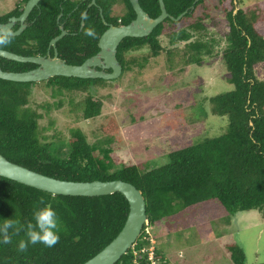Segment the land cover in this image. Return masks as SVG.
<instances>
[{"label": "trees", "instance_id": "16d2710c", "mask_svg": "<svg viewBox=\"0 0 264 264\" xmlns=\"http://www.w3.org/2000/svg\"><path fill=\"white\" fill-rule=\"evenodd\" d=\"M27 1L16 0L12 9L0 13V23L19 16ZM91 1L41 0L30 13L27 28L4 49L23 55H46L51 40L61 33L63 24L68 33L57 41L59 56L68 63L81 64L99 51V39L108 28L104 19L114 25H123L136 17L130 0H96V4L89 6ZM164 1L170 15L178 17L185 11L187 13L180 21L168 17L148 36L125 37L117 52L123 66L118 78L58 75L37 82L0 78L1 154L55 178L74 181L123 179L142 191L148 224L135 245L116 264H152L149 250H143L152 244L149 239H143L148 235V225L160 222L169 225L176 220V228L191 229L223 218L229 225L239 212L264 211V79L256 73V67L264 65V2L245 7L243 0H218L213 6L210 0ZM140 3L152 17L161 14L159 0H140ZM116 4L123 5L121 14L114 13ZM201 5L205 9L204 14L188 27L178 29L179 23L192 16ZM211 7L222 11L228 20L223 59L229 71L227 79L234 88L211 97L209 111L201 103L204 108L200 115L208 117L212 113L227 117L226 129L222 131L220 127V134H215L216 130H205L211 133L196 136L191 144L169 152L168 160L153 168H149L148 163L119 164L112 156L111 147L91 142L81 128L71 130L68 156L54 155L52 144L55 141L40 136L41 109L48 112L54 105L58 108L62 104L54 102L53 105L45 101L33 105L34 85L45 84L52 89L54 97L63 92L73 94L80 91L84 96L81 95L75 110H81L85 119H94L102 114L104 106L97 89L119 82L135 67L142 72L152 57L165 54L167 68L174 76L177 70L184 71L194 64L202 65L204 55L213 54L218 42L205 39L206 36L199 32L207 29L202 20L211 16L208 11ZM82 12L87 13L86 21L81 19ZM82 22L95 28L97 38L83 34ZM19 25L17 23L14 29ZM168 25L171 28L168 32L171 46L166 48L161 36L167 34ZM193 31H198L200 36L191 40L195 36ZM143 48H148V52L135 53ZM51 54H54L53 47ZM0 66L4 70L25 71L37 64L0 56ZM198 119L202 118L198 116ZM192 125L196 127V124ZM210 127L214 129L211 123ZM103 128L111 135L107 138L108 143L120 130L114 116L108 118ZM128 128L132 138L140 139L149 135L152 126L141 118ZM164 128L170 130L175 125L170 122ZM40 197L51 204L60 219L59 242L50 248L29 244L27 251L21 253L17 250V243L26 238L22 231L19 236H13L11 244L0 243V264H83L118 235L130 210L129 201L121 192L99 196L53 194L0 175V223L8 218L19 219L21 223L32 220L33 206ZM194 213L196 218L191 216ZM219 214H222L221 218H217ZM224 214L228 215L225 217ZM225 247L229 254L227 259L234 264H248L240 244L232 242ZM154 259L155 264H169L163 247L159 245H155Z\"/></svg>", "mask_w": 264, "mask_h": 264}, {"label": "rangeland", "instance_id": "374dc122", "mask_svg": "<svg viewBox=\"0 0 264 264\" xmlns=\"http://www.w3.org/2000/svg\"><path fill=\"white\" fill-rule=\"evenodd\" d=\"M15 1L0 0V13L12 9ZM210 2L213 6L218 0ZM261 2L264 0H243V5L248 7ZM122 11L123 5L114 6L115 14H121ZM204 11V6H199L192 16L179 23L178 29L196 22ZM208 11L211 16L202 20L207 29L199 32L206 36L205 39H216L218 42H215L213 54L204 55L202 65L194 64L184 71L177 70L174 76L167 68L165 54L157 58L152 57L142 72L135 67L125 73L119 82L97 89L98 95L103 98L104 106L102 114L94 119H85L81 110H75V105L80 103L83 95L80 91L73 94L63 92L54 97L52 89L45 84L34 85V94L32 92L31 96L33 105L45 101L53 105L54 102L62 104L58 108L54 105L48 112L41 109L43 117L39 122L40 136L42 139L55 141L52 144L54 155L67 157L70 152L68 140L71 130L81 128L91 142L111 147L112 156L119 164L148 163V167L153 168L165 163L169 152L191 144L196 136L208 133L205 130H216L215 134H220V127L222 131L226 129L227 117L212 113H209L208 117L200 115L204 108L201 103H204L209 111L211 97L234 88L227 79L229 71L223 59L225 36L229 30L228 20L218 9L211 7ZM168 32H171L169 25L167 34L161 36L166 48L171 46ZM193 32L195 36L191 40L200 36L198 31ZM181 43L184 46V41ZM143 52H148V48L135 53L141 55ZM256 73L260 79H264V65H258ZM171 74L173 77H170ZM111 116L117 119L120 130L112 135L114 140L108 143L107 138L111 135L103 126ZM198 116L203 120H199ZM141 118L149 122L152 129L144 138L134 139L130 136L128 127L133 121ZM170 122L174 123L175 128L165 129V125ZM210 123L214 126L213 130ZM192 124H196V127ZM220 215L222 214L217 218H221ZM191 216L196 218L195 213ZM225 220L223 218L210 221L205 226L191 229L176 228L177 221L174 220L169 225L165 222L150 225L147 231L155 237V245L163 247L169 264H234L227 259L229 254L224 249L227 243L232 242L244 248L248 264L264 262V211L253 209L242 214L239 212L234 215L233 222L229 225L225 224Z\"/></svg>", "mask_w": 264, "mask_h": 264}, {"label": "water", "instance_id": "95a60500", "mask_svg": "<svg viewBox=\"0 0 264 264\" xmlns=\"http://www.w3.org/2000/svg\"><path fill=\"white\" fill-rule=\"evenodd\" d=\"M40 1L28 0L19 16H12L7 22L0 23V25H10L16 36L20 35L28 26L27 18ZM130 1L136 12V17L130 23L123 25L110 24L104 19L108 28L99 39V51L81 64L68 63L59 56L57 41L68 33L62 24L60 26L61 33L51 40L46 55H23L5 49L0 50V56L20 62L37 64L35 68L25 71H9L0 66V78L20 82L43 81L58 75L108 80L118 78L123 71V66L118 60L117 52L125 37L148 36L168 17L179 21L187 13L185 11L178 17H174L167 11L165 1L159 0L161 14L152 17L141 6L140 0ZM93 4H96V0H92L90 5ZM17 23H20V26L14 29ZM52 47L54 48L53 55L51 54ZM108 69H111V71H108ZM0 175L53 194L99 196L121 192L125 195L129 201L130 210L123 228L108 245L83 264H116L136 243L148 220L146 199L142 191L133 183L123 179L93 181L59 179L13 162L1 153Z\"/></svg>", "mask_w": 264, "mask_h": 264}, {"label": "clouds", "instance_id": "9594fccd", "mask_svg": "<svg viewBox=\"0 0 264 264\" xmlns=\"http://www.w3.org/2000/svg\"><path fill=\"white\" fill-rule=\"evenodd\" d=\"M81 19L84 21L88 19L86 12L81 13ZM81 27L85 36L97 38V33L94 27L90 25L85 26L83 24ZM15 36L16 34L10 25H0V50H3L7 46L11 45ZM33 207V219L27 221L26 223H21L19 219L14 218L3 219V223H0V243L4 245L11 244L13 242V236H19L22 231L24 232V236L26 238H21L17 243V250L21 253L27 251L29 244H42L45 247L50 248L54 247L59 242V233L62 226L56 210L50 203L45 201L44 197H40L38 201L35 202ZM147 224L148 220L145 225ZM149 226L150 225H148L147 228ZM147 228L146 232L148 235L145 236L153 239V244L155 246L156 239L151 235L150 231H147ZM143 239L145 238L143 237Z\"/></svg>", "mask_w": 264, "mask_h": 264}, {"label": "built area", "instance_id": "2783aa9c", "mask_svg": "<svg viewBox=\"0 0 264 264\" xmlns=\"http://www.w3.org/2000/svg\"><path fill=\"white\" fill-rule=\"evenodd\" d=\"M145 239H150V238H147L146 236L144 237ZM152 241V244L149 248H144L143 250H149V260L152 261V264H155V259H154V250H155V246H154V240L153 239H150Z\"/></svg>", "mask_w": 264, "mask_h": 264}, {"label": "flooded vegetation", "instance_id": "af4514ba", "mask_svg": "<svg viewBox=\"0 0 264 264\" xmlns=\"http://www.w3.org/2000/svg\"><path fill=\"white\" fill-rule=\"evenodd\" d=\"M27 2H28V1H27ZM91 2H92V1H91ZM91 2H90V4H91ZM90 4H89V6H91ZM24 7H25V6H24ZM28 18H29V17H28ZM28 18H27V20H28ZM27 20H26V22H27ZM82 23H83V22H82ZM108 23H109V22H108ZM110 24H111V23H110ZM19 26H20V25H19ZM108 71H111V69H108Z\"/></svg>", "mask_w": 264, "mask_h": 264}]
</instances>
